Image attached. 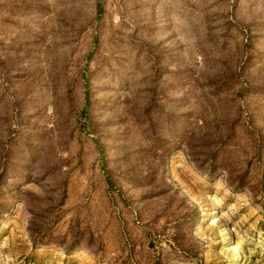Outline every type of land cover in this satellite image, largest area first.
I'll use <instances>...</instances> for the list:
<instances>
[{
  "label": "rangeland",
  "instance_id": "374dc122",
  "mask_svg": "<svg viewBox=\"0 0 264 264\" xmlns=\"http://www.w3.org/2000/svg\"><path fill=\"white\" fill-rule=\"evenodd\" d=\"M0 264H264V0H0Z\"/></svg>",
  "mask_w": 264,
  "mask_h": 264
}]
</instances>
